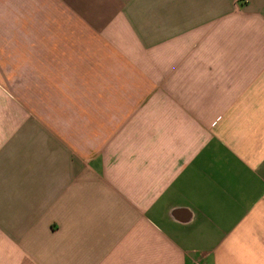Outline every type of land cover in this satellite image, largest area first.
I'll use <instances>...</instances> for the list:
<instances>
[{"label": "crops", "instance_id": "obj_1", "mask_svg": "<svg viewBox=\"0 0 264 264\" xmlns=\"http://www.w3.org/2000/svg\"><path fill=\"white\" fill-rule=\"evenodd\" d=\"M0 264H264V0H0Z\"/></svg>", "mask_w": 264, "mask_h": 264}]
</instances>
